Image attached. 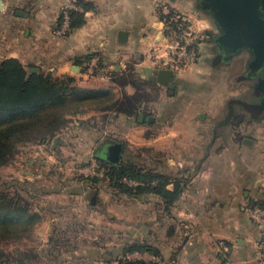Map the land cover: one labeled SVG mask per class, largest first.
<instances>
[{
  "label": "rangeland",
  "instance_id": "rangeland-1",
  "mask_svg": "<svg viewBox=\"0 0 264 264\" xmlns=\"http://www.w3.org/2000/svg\"><path fill=\"white\" fill-rule=\"evenodd\" d=\"M177 1L194 9L193 12H181L192 21H200L202 27L204 21L209 24L207 29L200 31V42L209 40L204 65L198 66L194 71L186 69L178 72L181 77L176 79L172 88L164 89L153 81L142 84L132 79V69L124 71L128 76L123 75L124 73L114 76L116 69H107L102 64L100 53L92 52V55L99 56L101 60L90 75L111 73V78L116 80L117 89L114 94L117 98L126 94L125 85L136 87L142 99L144 98V102L139 103V108L144 115L154 116V121L148 123L144 120L139 125L135 113L128 117L124 113H118L115 108L107 110L109 104L105 101L100 109L85 108L84 113L69 117L70 122L45 141L19 143L11 160L0 166V195L5 194L17 204L26 206L28 212L37 214V220L21 235L0 234V264L152 262L150 259L145 261L138 258L137 252L125 251V246L134 242H143L153 248H157L154 245L157 243L167 255V241H173L174 235L183 234L178 232L179 227H182V215H178L179 212L176 211L173 223L168 224L165 216L171 213L159 206L163 202L157 196H126L114 191L104 179V167L94 158L96 150H100L106 142L122 143L121 158L133 159L144 168L166 174L169 165L167 158L181 151L179 147H168L172 138H183L182 132L177 128L189 121H222L227 105L234 104L230 119L234 126L233 132H223V137L239 140L241 155L263 151V148L255 144L264 141V117L233 102L242 100L252 103L256 98L253 94L255 83L245 76L248 53L243 52L228 61L215 59L212 38L218 30L211 14L199 8L197 10L196 0ZM64 4L65 2L52 22L51 34L39 37L41 45H30L29 37L25 35L26 26L16 16V9L24 7L22 0L10 2L4 13H0V60L10 54V50L28 70L39 68L56 77L53 71L56 54L54 51L48 54L49 47H45V44L50 43V47L54 48L55 39L67 36L70 32L57 34L63 22L62 18L61 25L57 26L59 16L65 11ZM162 5L165 4L159 6L160 10ZM30 9L32 8L27 12H31ZM171 10L180 12L176 8ZM13 15L14 18L11 19ZM131 81L134 86L130 85ZM198 90L208 93L201 104L198 103L199 100L189 97V94L197 93ZM170 96H174L176 100L175 108L169 107ZM149 99L153 102H148ZM191 101L193 102L190 103ZM193 103H198L199 106L193 109ZM190 104L192 106L188 108ZM175 109L181 110L173 114ZM199 112L203 113L202 119H199ZM231 149L234 150L235 146ZM173 165H169L171 170ZM257 198V201L264 200L263 190ZM141 220H144L143 227H140ZM259 230L258 236L261 234L262 238L254 250L258 258L263 260L260 244L263 234L260 228ZM162 260L157 262L166 264L170 259Z\"/></svg>",
  "mask_w": 264,
  "mask_h": 264
},
{
  "label": "crops",
  "instance_id": "crops-1",
  "mask_svg": "<svg viewBox=\"0 0 264 264\" xmlns=\"http://www.w3.org/2000/svg\"><path fill=\"white\" fill-rule=\"evenodd\" d=\"M1 1L2 14L9 3H15L16 0ZM65 1L22 0L24 7L16 9V16L20 17L26 26L25 35L29 37L30 45L36 43L41 45L39 37L51 34L52 22ZM83 2H89L92 6L84 12V22L72 29L67 36L55 39L54 48L50 47V43L45 44V47H49L47 53L54 51L56 54V64L53 68L56 77H72L74 84L80 88H108L115 92L117 88L111 73L93 76L82 68V61L95 51L100 53L102 64H105L107 69L111 67L116 69L114 76L132 69L134 75L132 79L142 84L153 81L164 89L170 88L169 85H174L176 79L181 77L178 72H174L167 85L159 84L156 73L161 67L148 58V52L161 40L159 6L166 4L179 9L180 12H193L194 9L189 5L177 0H83ZM29 8H32L31 12H27ZM74 9L82 10V7L77 5ZM199 22L196 21V25L200 30L209 27L206 21L203 27ZM120 31L126 32L125 41L119 40ZM208 44L207 39L199 43V57L188 71L197 70L198 66L204 65L203 61L208 55L205 53ZM9 52L11 53L5 58H19L12 54V51ZM94 57L100 59L99 56ZM123 75L128 76L125 73ZM129 83L133 85L132 81ZM124 90L127 95L138 91L136 87L129 85H125ZM189 95L192 100H199L198 103L201 104L208 93L198 90L197 93ZM114 98L117 99V96ZM169 99V107L175 108L177 105L174 96H170ZM151 100L148 102H153ZM198 103H193V109L199 106ZM191 106L192 104L188 105V108ZM180 110L175 109L173 114L179 113ZM141 113L138 107L135 114L137 122ZM202 114L198 113L199 119H202ZM138 124L140 125V122ZM233 127L230 120L226 121L224 116L222 121L217 120L213 123L189 121L177 128L182 132L183 138L181 140L172 138L168 147H179L181 151L167 158V163L174 165L172 170L168 165L166 175L170 181L166 188L172 190L173 182L179 181L182 190L179 198L168 206V213L171 214L165 216V221L168 224L173 223L175 212L178 211V215H182V227H179L178 232L183 234L174 235L173 241H167V255L156 243L154 245L160 252L159 256L148 254L149 252H137L138 258L145 261L150 259L158 264L160 262L157 261L162 259L164 261L165 258L173 259L172 262L176 260V263L180 264H264L254 250L262 238L261 234L258 236L257 233L259 228L247 215V207L257 201V196L264 191V141L255 144L263 148L261 153L250 152L245 156L241 155L239 140L223 137V132L228 131L231 134ZM234 146L235 149H231ZM141 221L140 227H143L144 220ZM218 240H224L229 245L230 252L226 260H223L216 251Z\"/></svg>",
  "mask_w": 264,
  "mask_h": 264
},
{
  "label": "trees",
  "instance_id": "trees-1",
  "mask_svg": "<svg viewBox=\"0 0 264 264\" xmlns=\"http://www.w3.org/2000/svg\"><path fill=\"white\" fill-rule=\"evenodd\" d=\"M76 4L81 6L82 10H68L67 31L80 26L84 22V12L92 7L89 2L83 0H77ZM62 18L61 14L58 26L61 25ZM91 55L87 59L95 56ZM114 96V92L108 88H80L69 76L53 77L50 73L42 71L30 72L18 58L0 60V166L11 160L19 143L45 141L65 127L70 122L69 117L83 112L85 108L100 109V105L106 101L105 103L109 104L107 110L115 108L118 113L130 116L136 114L139 103L144 101L138 91L131 95L123 94L121 99H115ZM233 107L234 104L227 105L226 121L232 118L230 110H233ZM94 158L104 167V179L117 193L126 196L155 195L162 200L166 212L168 206L180 196L182 187L179 181H174L172 190H169L166 186L170 180L166 174L144 168L133 159H123L120 156L118 162L112 163L101 157V149L96 150ZM128 180L133 183L129 184ZM254 205L264 207V200L254 201L250 206ZM36 220L37 214L28 212L26 206L17 204L5 194L0 195L1 236L21 235L25 230H29ZM125 248V251L130 253L149 252L160 255L157 248L143 242L130 243ZM170 261L166 264H177ZM132 264L158 263L137 261Z\"/></svg>",
  "mask_w": 264,
  "mask_h": 264
},
{
  "label": "water",
  "instance_id": "water-1",
  "mask_svg": "<svg viewBox=\"0 0 264 264\" xmlns=\"http://www.w3.org/2000/svg\"><path fill=\"white\" fill-rule=\"evenodd\" d=\"M202 9L207 10L215 24L220 29L216 41L229 52L245 47L254 55L255 61L264 60V0H200ZM0 0V9H2ZM126 32H119V40L125 41ZM30 72H39V68H29ZM174 72L171 69L160 68L156 73L157 82L167 85ZM256 92L262 95L260 104L254 105L242 100H233L248 110L262 109L264 107V76L258 80ZM232 102H230L231 104ZM138 122L144 120L148 123L154 121V117L144 114L138 115ZM122 143L119 141L107 142L101 148V157L109 162H118L122 153Z\"/></svg>",
  "mask_w": 264,
  "mask_h": 264
},
{
  "label": "built area",
  "instance_id": "built-area-1",
  "mask_svg": "<svg viewBox=\"0 0 264 264\" xmlns=\"http://www.w3.org/2000/svg\"><path fill=\"white\" fill-rule=\"evenodd\" d=\"M63 22L57 34H64L68 29V10L77 8L75 0H66L64 4ZM161 40L152 46L148 52V58L155 65L180 72L188 69L194 64L198 57V46L200 42V29L187 15L171 10L168 5L161 6ZM98 63L97 57L84 59L82 68L89 74L93 73ZM128 183H133L128 180ZM247 215L249 219L262 230L263 240L261 242L262 255L264 258V207L259 205L248 206ZM216 251L223 260L227 259L230 252L229 245L224 240H218Z\"/></svg>",
  "mask_w": 264,
  "mask_h": 264
},
{
  "label": "flooded vegetation",
  "instance_id": "flooded-vegetation-1",
  "mask_svg": "<svg viewBox=\"0 0 264 264\" xmlns=\"http://www.w3.org/2000/svg\"><path fill=\"white\" fill-rule=\"evenodd\" d=\"M196 5L198 6L197 7V10L198 8L202 11H207V10H204L201 8L200 6V0H196ZM208 12V11H207ZM261 14H262V17H264V11H261ZM217 27V30L218 32L215 34V36L212 38V41H213V49L214 51L216 52V58L215 59H220L222 61H228L231 57H235L237 55H241L243 52H247L248 53V58H246L245 60V65H246V74L245 76H247V78L249 79H253L254 81V87H253V94L254 96L256 97L254 102H252L251 104H254V105H259L260 104V101L262 100V95L261 94H258L256 92V87H257V83H258V80L261 79L263 76H264V60L259 62V61H255L254 62V55L253 53L245 48V47H242L240 49H237L236 51L234 52H229L227 51L225 48L221 47L220 44L216 41L218 35L220 34V29L218 28V26L216 25ZM208 40V39H207ZM209 41V40H208ZM170 88L172 87V84L169 85ZM251 113H254L258 116H263L264 117V107L262 109H253V110H249ZM149 115H145V118L148 117ZM105 145V144H104Z\"/></svg>",
  "mask_w": 264,
  "mask_h": 264
}]
</instances>
